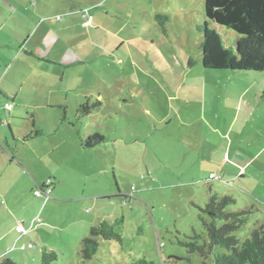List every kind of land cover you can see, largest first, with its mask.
I'll list each match as a JSON object with an SVG mask.
<instances>
[{
    "label": "rangeland",
    "instance_id": "374dc122",
    "mask_svg": "<svg viewBox=\"0 0 264 264\" xmlns=\"http://www.w3.org/2000/svg\"><path fill=\"white\" fill-rule=\"evenodd\" d=\"M36 1L28 0L31 7ZM85 1L46 0L45 10H50L52 4L70 5L82 12L85 22L91 16L93 25L85 24V29L79 30L81 57L91 61L74 70V73L78 70L75 74L78 85H75L78 90L88 89L93 100L101 101V106L81 118L78 124L87 125L83 131L90 134L100 133L104 141L80 156L74 154L65 159L62 166L61 152L57 149L47 160L32 161L31 168L25 166L24 174H10L15 191L11 189L9 195H15V199L0 197V215L4 213L1 221L8 218V211L16 209L23 210L19 222L33 216L40 221L18 242L12 233L13 240L10 238L11 243L5 248V254L0 255V261L9 258L17 264H39L40 251L47 247L58 255L51 264H214L213 254L202 258L198 251L189 252L185 245L195 234L201 235L198 243L206 241L204 222L209 218L201 209L208 201V187L236 199L235 205L229 206L230 211H251L246 224L236 234L240 240L249 235L255 224L264 223V97L259 88L264 72L225 70L240 88L246 85L242 78L250 79L247 85L250 84L251 91L239 98L240 117L232 120L233 103L229 108L226 106L229 111L225 116H211L210 122L202 121V125L192 124L191 116L214 105L210 103L206 107L204 99L196 98L193 93L201 91L197 73L208 70L201 64L202 34L197 30L205 20L204 0L194 3L191 0H115L116 4L112 5L107 0L97 12ZM117 4L118 7L121 4L120 9ZM0 10H11L7 0H0ZM157 12L168 17L166 33L154 18ZM52 17L63 19L61 15ZM207 24L222 47L234 46L238 35L233 30L209 21ZM86 31L92 33L96 50L92 46L83 48ZM128 37L129 41L124 40L123 44L117 39ZM106 47L112 49L108 57L101 53V48ZM94 57L97 60L93 61ZM217 79L223 85L226 76ZM66 81L67 78L63 82ZM131 89L133 96L128 93ZM254 91L259 96H254ZM76 92L71 93L74 105L78 103L74 100ZM167 93L172 96L171 101L166 99ZM7 102L12 104L10 99ZM244 105L249 109L244 111ZM203 111L207 116V110ZM56 112L43 110L41 113H46L45 119L41 117L43 123L51 127L48 122L57 119L53 117ZM7 115L6 111L3 116L8 120ZM68 117L74 119L71 113ZM24 124L26 121L19 120L20 126ZM4 130L8 134L9 151H24L20 141H12L7 126ZM236 151L249 160L233 168L223 160L232 159ZM223 162L234 177L210 179V172L218 175ZM59 164L65 177L58 187L60 193L80 196L85 190L88 196L94 192L107 196L97 199L93 207L92 200L87 199L86 210L80 214L87 230H82L83 224L79 225L76 220L73 225L69 224L73 219L67 218H74L76 209L71 211L70 205L52 203L53 194L45 204L43 197L34 194L37 184L45 181L51 169ZM97 213L99 219L92 222ZM25 215H28L26 219L21 218ZM104 219L113 224L120 241L99 238L96 254L90 260H83L80 255L83 237L88 235L91 226ZM5 240H9V235ZM28 243L33 246L18 249Z\"/></svg>",
    "mask_w": 264,
    "mask_h": 264
},
{
    "label": "crops",
    "instance_id": "0c3cea01",
    "mask_svg": "<svg viewBox=\"0 0 264 264\" xmlns=\"http://www.w3.org/2000/svg\"><path fill=\"white\" fill-rule=\"evenodd\" d=\"M7 1L11 10H0V197L6 196L8 199L12 197L15 199V195H9L11 189L15 188V185L11 183L13 180L10 174L16 175L17 172L24 174L26 167L31 168L32 161L47 160L50 153H54L57 149L61 152L59 154V156L61 155L60 159H62L61 166L64 164L65 159L74 157V154L80 156V153L90 150L83 146V138L90 135V132L83 131L87 125L79 126L78 124L81 118L88 116L90 113L80 116L77 112L79 107L86 102L93 103L96 100H93L91 92L85 87L78 90L76 87L78 79L76 78L75 81V74L77 76L78 70L76 73H74V70L84 62L91 61V59H87L88 57L85 59L81 57L82 37L79 30L86 27L85 20L82 19L84 18L81 14L82 12L73 9L70 5L60 6L56 4L51 5L52 9L45 10L47 8L46 0H37L34 4L35 7L34 5L31 7L28 0ZM191 2L194 3L197 0H191ZM85 3L91 4L96 11L103 4H106L107 0H86ZM108 3L111 5L116 4L115 0H110ZM54 6L58 7V10H55ZM30 7L32 10L29 9ZM117 8L120 9L121 4L119 7L117 4ZM105 9L111 10L107 9L106 6ZM96 12H93L92 15L95 16ZM55 15H61L63 19L53 18L52 16ZM90 17V24L93 25ZM84 37L86 39L83 38L85 41L83 48L92 46L96 50L97 45L94 42L92 33L86 31ZM117 39L121 41V44L124 43V40L129 41V37L122 40L120 38ZM101 49V53H104L107 57L110 56L109 52H112V49L107 47ZM92 60L95 61L97 59L94 57ZM220 71L223 72L210 74L211 72H208V70H201L197 73L201 91L198 93L195 89L193 93L196 98L201 96L204 99L205 102L203 104H206V107L210 103L214 105L203 108L197 116H191L190 122L192 124L198 123L202 125V121L210 122L211 118L209 117L211 116L217 118L225 116L226 111H229V106L233 103L235 114L232 120L238 119V116L240 117V99L241 96L244 97L245 94L251 91L250 84L247 85L250 79L242 78L246 81V85L240 88L237 83V91V86L231 74L225 70ZM218 76H226V81L223 85L217 79ZM65 78H67V81L64 83ZM263 83L264 79L260 81V89H262ZM230 84L233 86H229ZM76 90L74 100L78 103L74 105L71 103V93ZM237 92L239 93L237 94ZM128 93L133 96L134 90L131 89ZM166 95V99L171 101L172 96L169 93ZM255 95H258L256 91H254ZM236 98H238V101ZM8 99L12 102L10 110L3 107ZM258 99L263 101L260 98ZM247 109L249 108L244 105L243 110L246 111ZM43 110L57 111L53 116L54 118L57 116V119H53V122H48L52 124L50 125L51 127H48L41 120V117L44 116V119L46 117V113H41ZM203 110H207V116ZM6 111L7 117H9L8 120L3 116ZM145 111L150 113L147 109ZM70 113L74 119H68ZM21 119L26 121L24 126L19 125V120ZM4 126L9 129L12 141H20L22 143L24 151H9L8 134L4 130ZM215 128L217 129L216 126ZM200 131L201 129L198 132ZM43 133H46L44 138ZM3 143L6 144L7 148H3ZM222 158L224 159V156ZM248 160L244 154L236 151L233 153L232 159L228 157L227 160L224 159L223 161L236 168L237 164H246ZM225 163L223 162L219 165L221 169H218V172L220 171L219 174L217 173L218 176L222 179L226 177L233 178L234 173L225 167ZM63 174L64 172H61L59 164L51 169L47 177V179L52 180L51 194L55 196L52 199L54 201L52 203L70 205L71 211L76 209L75 217L67 218L68 221L73 219L69 224L73 225L76 220L79 225L83 224L82 230H87V223H84L85 219L80 217L82 210H86L84 206L87 205V199L92 200L93 204L91 206L93 207L95 205L94 202L97 199L104 198L105 195L100 192H94L91 196H88L85 195V190H82L83 194L80 196L77 193L75 195L60 193L58 187L65 179ZM212 174L210 172L208 177ZM241 176H244V174L242 173ZM45 181H40L37 186L39 185L40 187ZM51 194L46 201L51 198ZM46 201L43 200V204ZM22 211L17 209L12 212L8 211V214L6 213L8 218H5L4 222L1 221L4 213L2 216L0 215V255L5 254V248L13 240L10 237L12 233L17 238V242L22 238V236L16 237L17 232L15 230L18 219L23 216ZM98 215L99 213L94 216V221L92 222H96L95 220L99 219ZM26 216L28 215L21 218L26 219ZM33 217L28 220L21 219L25 226L29 225L27 227L28 233L30 229H35V225H37L31 224ZM8 235L9 240L6 242L5 238ZM44 245L49 246L46 243Z\"/></svg>",
    "mask_w": 264,
    "mask_h": 264
},
{
    "label": "trees",
    "instance_id": "16d2710c",
    "mask_svg": "<svg viewBox=\"0 0 264 264\" xmlns=\"http://www.w3.org/2000/svg\"><path fill=\"white\" fill-rule=\"evenodd\" d=\"M202 15L205 20L197 30L202 34L201 64L205 69L264 72V0H204ZM154 18L166 33L165 23L168 17L157 12ZM208 21L233 30L238 35L234 46L222 47L216 33L208 28ZM261 96L264 97V83ZM100 105L99 100L86 102L79 107L77 113L80 116L87 115ZM103 141V135L93 133L84 138L83 146L91 149ZM209 178L221 179L218 175ZM43 185L40 188H43ZM235 203L236 199L233 197L220 195L208 187V201L201 209L209 218L208 222H204L206 241L198 243L201 235L195 234L191 237L192 241L185 245L189 252L198 251L202 258L213 254L214 264H264V223L255 224L249 230V235L240 240L236 234L246 224L251 211H230L229 206ZM99 238L120 241V235L113 224L106 219L99 220L82 239L80 255L83 260H90L96 254ZM57 258L54 249L43 247L39 264H51ZM0 264L17 263L3 258Z\"/></svg>",
    "mask_w": 264,
    "mask_h": 264
},
{
    "label": "built area",
    "instance_id": "2783aa9c",
    "mask_svg": "<svg viewBox=\"0 0 264 264\" xmlns=\"http://www.w3.org/2000/svg\"><path fill=\"white\" fill-rule=\"evenodd\" d=\"M84 15H86V14H84ZM85 23L86 24H90V21L87 20ZM3 107L5 109H7V110H10L12 108V104L10 102H5ZM210 177L214 178V177H216V175L212 174V175H210ZM51 185H52V180L51 179H47L44 182L43 188L38 187L34 191V194L36 196L43 197L44 201H46L50 197V194H51ZM39 221H40V219L37 217V218L32 220L31 224L34 225V224H36ZM15 230L19 234L20 237L23 236V235H26L28 233V229L25 228L23 222H19V221H17V223H16ZM32 246L33 245L31 243H28L27 245H20L18 247V249L19 250H25L27 248H31Z\"/></svg>",
    "mask_w": 264,
    "mask_h": 264
}]
</instances>
